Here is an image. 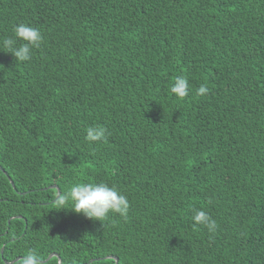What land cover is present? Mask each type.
I'll use <instances>...</instances> for the list:
<instances>
[{
	"label": "trees",
	"instance_id": "1",
	"mask_svg": "<svg viewBox=\"0 0 264 264\" xmlns=\"http://www.w3.org/2000/svg\"><path fill=\"white\" fill-rule=\"evenodd\" d=\"M19 23L44 41L0 50V264H264V0H0V39ZM79 182L128 218L58 209Z\"/></svg>",
	"mask_w": 264,
	"mask_h": 264
},
{
	"label": "clouds",
	"instance_id": "2",
	"mask_svg": "<svg viewBox=\"0 0 264 264\" xmlns=\"http://www.w3.org/2000/svg\"><path fill=\"white\" fill-rule=\"evenodd\" d=\"M44 41V36L38 28L29 24L19 23L13 27V35L0 39V50L11 53L17 63L32 59L33 49H38ZM191 85L186 75H178L169 85L170 93L183 100L189 95ZM209 88L200 84L196 89L197 96L207 95ZM107 139V129L99 126L86 128L85 140L89 143L102 142ZM55 204L58 209L66 208L82 213L85 217L98 220L102 224L109 219L110 213L119 214L127 219L130 202L115 185L107 183L79 182L71 185L66 192L57 195ZM194 226H204L209 233H214L218 224L206 211L200 208L192 209ZM19 264H43L39 251L29 248L20 257Z\"/></svg>",
	"mask_w": 264,
	"mask_h": 264
},
{
	"label": "water",
	"instance_id": "3",
	"mask_svg": "<svg viewBox=\"0 0 264 264\" xmlns=\"http://www.w3.org/2000/svg\"><path fill=\"white\" fill-rule=\"evenodd\" d=\"M10 182H11V184L13 185V182L10 180ZM54 254H51L49 257H51V256H53ZM48 257V258H49ZM106 257H110V256H106ZM59 264H60V262H59Z\"/></svg>",
	"mask_w": 264,
	"mask_h": 264
}]
</instances>
